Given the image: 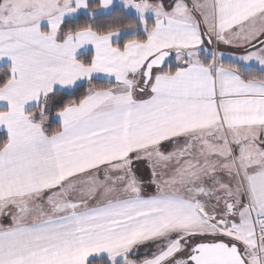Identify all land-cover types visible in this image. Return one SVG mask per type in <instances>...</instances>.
Listing matches in <instances>:
<instances>
[{
    "label": "snow or ice",
    "instance_id": "obj_1",
    "mask_svg": "<svg viewBox=\"0 0 264 264\" xmlns=\"http://www.w3.org/2000/svg\"><path fill=\"white\" fill-rule=\"evenodd\" d=\"M123 2L0 0V264H264V0Z\"/></svg>",
    "mask_w": 264,
    "mask_h": 264
},
{
    "label": "trees",
    "instance_id": "obj_2",
    "mask_svg": "<svg viewBox=\"0 0 264 264\" xmlns=\"http://www.w3.org/2000/svg\"><path fill=\"white\" fill-rule=\"evenodd\" d=\"M88 2L90 5H93V4L99 3V0H89ZM148 20L152 21L153 19H148ZM85 21L103 22L104 24L115 23V22L125 23V24L136 23L137 25L141 24V21L136 16H134L133 14L126 13L123 9H121L118 6L114 7L112 11L106 15L93 14V13H91V15L81 14L75 19L65 20V23L66 24L71 23L75 25L78 23H83ZM141 29L142 27H138L136 30H133L135 31V33L128 34L123 37L130 38V37H137V36L145 35L144 31H142ZM128 30H131V29H128ZM257 70H260V69L257 68Z\"/></svg>",
    "mask_w": 264,
    "mask_h": 264
},
{
    "label": "crops",
    "instance_id": "obj_3",
    "mask_svg": "<svg viewBox=\"0 0 264 264\" xmlns=\"http://www.w3.org/2000/svg\"><path fill=\"white\" fill-rule=\"evenodd\" d=\"M116 6L121 7V5L119 3V0H113V3H112V5L110 7L106 8V9L105 8L98 9L94 14H103V15H106L109 12H111L112 9L114 7H116ZM82 14L91 15V13L89 12V10L87 8L84 9V12ZM46 26H47V21L46 20L42 21V27H46ZM141 30L143 31V28ZM133 33H135V31H133V30H125V31H123L121 33V37H123L125 35H128V34H133ZM88 47H89V50H91V47L92 46L89 45ZM0 63H3V62H0ZM257 68L260 69V67L258 65H257ZM260 71H264V69H260Z\"/></svg>",
    "mask_w": 264,
    "mask_h": 264
},
{
    "label": "rangeland",
    "instance_id": "obj_4",
    "mask_svg": "<svg viewBox=\"0 0 264 264\" xmlns=\"http://www.w3.org/2000/svg\"><path fill=\"white\" fill-rule=\"evenodd\" d=\"M119 3L121 5V7H120L121 9H123L126 13L133 14L134 16H136L140 20V14L138 13V11L135 8H133L131 6H127L126 7L125 4H124V2H123V0H119ZM84 9L85 8H80L76 13L66 15L64 19L65 20H67V19H75L80 14H82L84 12ZM145 15H146V19H153V16H152L151 13H146Z\"/></svg>",
    "mask_w": 264,
    "mask_h": 264
}]
</instances>
